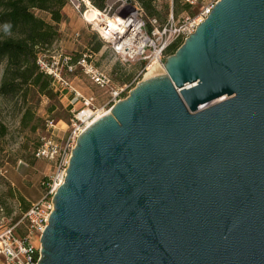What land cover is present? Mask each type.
<instances>
[{
    "label": "water",
    "instance_id": "obj_1",
    "mask_svg": "<svg viewBox=\"0 0 264 264\" xmlns=\"http://www.w3.org/2000/svg\"><path fill=\"white\" fill-rule=\"evenodd\" d=\"M163 68L76 138L37 264H264V0Z\"/></svg>",
    "mask_w": 264,
    "mask_h": 264
},
{
    "label": "built area",
    "instance_id": "obj_2",
    "mask_svg": "<svg viewBox=\"0 0 264 264\" xmlns=\"http://www.w3.org/2000/svg\"><path fill=\"white\" fill-rule=\"evenodd\" d=\"M184 1L194 6L201 0ZM217 1L208 0L193 17L175 20L170 16L163 23L155 17L148 18L146 22L144 11L135 0H106L103 10L94 8L88 0H68V3L83 20L87 13L97 12L96 17L100 21H96V26L93 22L86 23L96 32L103 43L104 50L112 57V61L119 62L123 66H131L134 63L144 64L135 78L142 76L144 80L148 66L155 63L158 69L162 70L168 50L193 34L199 24L210 14ZM75 37H78V34ZM91 59L92 55L85 53L73 65L67 55L60 56L58 59L52 57L51 61H48L46 56H42L38 59V65L43 73L51 77L54 91L59 92L63 97L71 95L85 109L89 108L96 113L100 109L94 107L95 98L78 92L67 81L65 73L72 74L76 68H79L97 87L109 89L108 104L111 103V106L124 99L123 95L132 89L129 90V85L119 89L111 88L107 73L97 68ZM104 109L105 105L101 110ZM93 116L91 115L86 121L75 117L73 132L61 146L50 138H42V144L34 154L35 158L55 160L58 169L53 178L41 183L44 187L43 196L32 203L18 221L4 225L2 219L0 220V264L38 263L41 250L40 237L53 211V196L64 180L76 138L88 126L87 121L90 124L94 121ZM54 127L53 121L46 123V131Z\"/></svg>",
    "mask_w": 264,
    "mask_h": 264
},
{
    "label": "rangeland",
    "instance_id": "obj_3",
    "mask_svg": "<svg viewBox=\"0 0 264 264\" xmlns=\"http://www.w3.org/2000/svg\"><path fill=\"white\" fill-rule=\"evenodd\" d=\"M207 1H199L196 5L191 6L189 11H181L178 17L174 19L182 20L195 16ZM172 3L173 0H158L156 2L157 10L162 11L163 6H168L170 9ZM68 4L69 6L66 10L69 13V25L63 27L62 34H64L68 46H71L73 50L67 49L63 52H57V48L53 47L49 52H46V59L51 61L52 57L58 59V57L63 55L75 54L79 56L85 53L91 54V60L94 65L109 76L111 88L119 89L124 87V85H129V90L133 89L142 80V76L138 79L135 78L137 77V71L144 64L134 63L131 66H123L119 62L112 61V57L104 50L103 43L97 37L96 32L74 11L71 4ZM178 4L180 8L186 3L184 0H178ZM145 18L147 22L148 17L146 15ZM75 34H78V37H75ZM98 42L101 43V48L98 52H93L91 46L96 45ZM181 44L182 42L176 44V48ZM172 53L173 51L167 52V56ZM2 70L3 65L0 66V79ZM65 74L67 81L78 92L84 96L92 95L95 98V108L101 110L104 105V110L111 108V103L108 104L110 101L109 89L97 87L79 68H76L72 74ZM56 93L59 95L58 101L62 107L56 109L50 115L46 112V107L50 101L44 97L41 98L36 113L42 120L43 131H39L36 134L22 131L18 124V115L12 111L9 104L3 103L0 99L2 119L9 130V136L0 144V147H2L0 149V214H2L0 215V220L2 219L4 225L14 224L18 221L22 216L23 207L26 204H30L29 201L35 202L43 196L44 187L41 183L53 178L57 172L58 165L55 160L34 158L33 147L38 142H41L43 137L46 139L50 138L59 146L63 145L73 132L75 117L85 109L71 95L63 97L59 92ZM128 93H125L123 98L127 97ZM49 120L54 122L55 127L46 131V123ZM15 193L24 199L25 202H22V205L14 198ZM18 232L21 234L19 229Z\"/></svg>",
    "mask_w": 264,
    "mask_h": 264
},
{
    "label": "trees",
    "instance_id": "obj_4",
    "mask_svg": "<svg viewBox=\"0 0 264 264\" xmlns=\"http://www.w3.org/2000/svg\"><path fill=\"white\" fill-rule=\"evenodd\" d=\"M88 1L98 10H103L106 3V0ZM135 1L146 17H155L160 22L166 21L168 6H163V10L158 11L156 6L158 0ZM67 4L68 0H0V66L3 65L0 99L3 103L9 104L12 111L18 115V124L22 131L32 134L43 131L42 120L36 113L41 98L50 101L46 107V112L50 115L62 107L58 101V93L53 91L52 79L41 71L38 59L46 56V52L59 41L62 11ZM172 4L173 18H177L181 11H189L191 8L189 4H183L179 8L178 0H173ZM176 46L170 48L168 52H174ZM91 48L93 52H98L101 43L98 42ZM67 56L74 65L82 55ZM7 136L9 130L0 110V144ZM41 144L42 140L33 147V156ZM14 198L21 205L25 202L16 193ZM30 206L31 204H26L22 214Z\"/></svg>",
    "mask_w": 264,
    "mask_h": 264
},
{
    "label": "bare ground",
    "instance_id": "obj_5",
    "mask_svg": "<svg viewBox=\"0 0 264 264\" xmlns=\"http://www.w3.org/2000/svg\"><path fill=\"white\" fill-rule=\"evenodd\" d=\"M96 15H97V12L96 11H92L90 13H87L84 16V21L85 22H88V23H92L93 22L94 26H96V23L100 21V19L98 17H96ZM147 70H148V72L145 75V79L152 78L154 76L163 74L165 72L164 71V68L162 70H159L158 67L155 65V63L149 65L148 68H147ZM213 103H215V102H213ZM213 103H210L207 106H209V105H211ZM108 112H109V110H100V111H97L96 113H94L91 109L86 108V109H83L77 115V117L79 119L83 120V121H86L87 118L91 117V115H94L92 118L95 121L98 118H100V117L104 116L105 114H107ZM87 123H88V125L90 124L89 121H87Z\"/></svg>",
    "mask_w": 264,
    "mask_h": 264
},
{
    "label": "crops",
    "instance_id": "obj_6",
    "mask_svg": "<svg viewBox=\"0 0 264 264\" xmlns=\"http://www.w3.org/2000/svg\"><path fill=\"white\" fill-rule=\"evenodd\" d=\"M69 6V4H67L64 8H63V11H62V21H61V23H60V25H59V31H60V39H59V41L55 44V46L54 47H56L57 48V52H63V51H66L67 49L68 50H73L72 49V47L71 46H68V44L66 43L67 41H66V39H65V36H64V34H62L63 32V27L64 26H68L69 25V18H68V16H69V13H68V11L66 10V8ZM179 15V14H178ZM170 16H172L173 17V4L171 5V7H170V9H169V14H168V17H167V19L170 17ZM178 17V16H177ZM166 19V20H167ZM76 35V34H75ZM135 71H137V70H135ZM138 72V71H137ZM63 100V99H62ZM39 200V199H38ZM37 200V201H38ZM30 202V204H32V203H34V202H32V201H29ZM36 202V201H35Z\"/></svg>",
    "mask_w": 264,
    "mask_h": 264
}]
</instances>
